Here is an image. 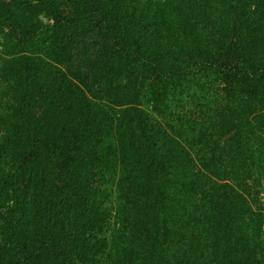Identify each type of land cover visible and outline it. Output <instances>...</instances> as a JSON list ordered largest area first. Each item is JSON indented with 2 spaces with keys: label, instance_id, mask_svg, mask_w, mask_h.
Listing matches in <instances>:
<instances>
[{
  "label": "trees",
  "instance_id": "trees-1",
  "mask_svg": "<svg viewBox=\"0 0 264 264\" xmlns=\"http://www.w3.org/2000/svg\"><path fill=\"white\" fill-rule=\"evenodd\" d=\"M0 264H264V0H0Z\"/></svg>",
  "mask_w": 264,
  "mask_h": 264
}]
</instances>
